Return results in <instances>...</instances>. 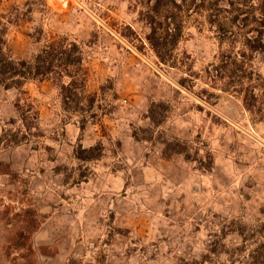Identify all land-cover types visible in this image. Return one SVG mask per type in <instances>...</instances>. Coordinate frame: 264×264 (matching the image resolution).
I'll use <instances>...</instances> for the list:
<instances>
[{
    "label": "rangeland",
    "instance_id": "rangeland-1",
    "mask_svg": "<svg viewBox=\"0 0 264 264\" xmlns=\"http://www.w3.org/2000/svg\"><path fill=\"white\" fill-rule=\"evenodd\" d=\"M140 10L137 0H0V15L20 18L14 57L69 36L96 99L84 120L56 80L0 86V264L253 262L264 120L214 76L228 45L208 24L187 25L161 59ZM253 65L264 76L263 57Z\"/></svg>",
    "mask_w": 264,
    "mask_h": 264
},
{
    "label": "trees",
    "instance_id": "trees-1",
    "mask_svg": "<svg viewBox=\"0 0 264 264\" xmlns=\"http://www.w3.org/2000/svg\"><path fill=\"white\" fill-rule=\"evenodd\" d=\"M137 2L142 20L151 29L148 39L161 59L173 51L171 46L183 37L187 25L208 24L221 45H228L219 53L214 76L229 79L225 89L240 93L247 109L264 120V76L253 65L257 56L264 59V0ZM19 21V16L0 15V86L22 88L29 81L53 79L59 82L66 110L81 114L84 120L89 113L95 115L96 99L88 92L89 70L82 45L67 35H56L30 59H16L8 35L10 27ZM250 255L251 264H264V242Z\"/></svg>",
    "mask_w": 264,
    "mask_h": 264
}]
</instances>
